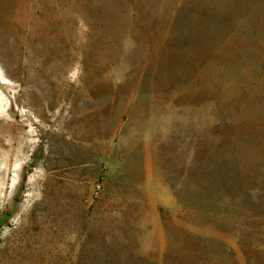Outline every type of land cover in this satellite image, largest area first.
<instances>
[{"label": "rangeland", "instance_id": "obj_1", "mask_svg": "<svg viewBox=\"0 0 264 264\" xmlns=\"http://www.w3.org/2000/svg\"><path fill=\"white\" fill-rule=\"evenodd\" d=\"M0 264H264V0H0Z\"/></svg>", "mask_w": 264, "mask_h": 264}, {"label": "built area", "instance_id": "obj_2", "mask_svg": "<svg viewBox=\"0 0 264 264\" xmlns=\"http://www.w3.org/2000/svg\"><path fill=\"white\" fill-rule=\"evenodd\" d=\"M98 189L100 190V187H98Z\"/></svg>", "mask_w": 264, "mask_h": 264}]
</instances>
